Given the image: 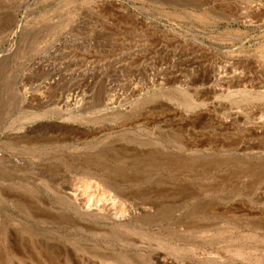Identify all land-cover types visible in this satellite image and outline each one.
Masks as SVG:
<instances>
[{
  "label": "rangeland",
  "instance_id": "1",
  "mask_svg": "<svg viewBox=\"0 0 264 264\" xmlns=\"http://www.w3.org/2000/svg\"><path fill=\"white\" fill-rule=\"evenodd\" d=\"M0 264H264V0H0Z\"/></svg>",
  "mask_w": 264,
  "mask_h": 264
},
{
  "label": "bare ground",
  "instance_id": "2",
  "mask_svg": "<svg viewBox=\"0 0 264 264\" xmlns=\"http://www.w3.org/2000/svg\"><path fill=\"white\" fill-rule=\"evenodd\" d=\"M73 93V92H72ZM71 96V95H70ZM94 181V180H93ZM94 184V183H93ZM100 186V185H99ZM75 189V188H74ZM72 187H67V188H65L64 189V191H63V193H64V195L66 196V197H68V198H72L73 199V197L75 196L74 195V192H75V190H74ZM105 189V188H104ZM81 190V189H80ZM74 191V192H73ZM75 193H77V192H75ZM77 198V197H76ZM78 199H79V197H78ZM77 199V200H78ZM91 198H88V201L90 200ZM69 201V200H68ZM74 201H75V199H74ZM72 202H73V200H72ZM87 202V201H86ZM75 203V202H74ZM91 203V202H90ZM82 204V203H81ZM87 204H89V203H87ZM93 204V203H92ZM91 205V204H90ZM83 206V208H87L86 207V204H83L82 205Z\"/></svg>",
  "mask_w": 264,
  "mask_h": 264
}]
</instances>
